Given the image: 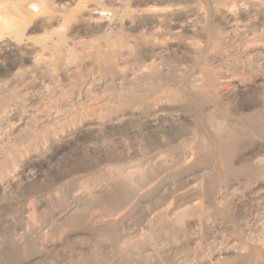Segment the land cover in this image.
Segmentation results:
<instances>
[{
	"label": "rangeland",
	"instance_id": "rangeland-1",
	"mask_svg": "<svg viewBox=\"0 0 264 264\" xmlns=\"http://www.w3.org/2000/svg\"><path fill=\"white\" fill-rule=\"evenodd\" d=\"M0 264H264V0H0Z\"/></svg>",
	"mask_w": 264,
	"mask_h": 264
}]
</instances>
